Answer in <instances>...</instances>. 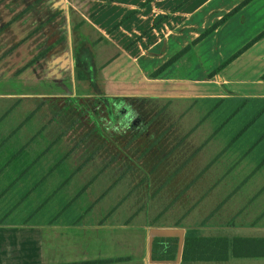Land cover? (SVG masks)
I'll return each mask as SVG.
<instances>
[{
    "label": "crops",
    "instance_id": "crops-1",
    "mask_svg": "<svg viewBox=\"0 0 264 264\" xmlns=\"http://www.w3.org/2000/svg\"><path fill=\"white\" fill-rule=\"evenodd\" d=\"M216 51L220 61L211 68L208 59ZM130 65L147 84L186 82L208 85L219 92L196 95L188 86L167 94L119 88L105 92L99 81L113 78ZM200 67L207 68L204 80L182 75ZM26 69L35 80L20 78ZM242 74L253 77H237ZM72 77L81 82L80 88L65 92L18 93L11 87L15 83L33 85L35 81L69 83ZM100 91L108 98L203 97L264 103V0H0V101L53 98V104L60 100L64 106L77 109L83 100L102 97ZM54 108L61 110L62 105ZM63 112L67 127L71 115ZM20 122L6 130L9 139L19 135ZM163 122L172 127L168 120ZM252 122L241 128L247 129ZM81 124L73 131L82 132ZM244 158L240 154L232 160L233 166L221 169L209 180L206 176L198 181L202 186L200 198L210 202L204 210L187 212L186 223L146 225L143 243L133 253L108 258L84 257L83 248L74 242L89 228L80 216L68 223L63 219L69 212H85L81 207L67 210L70 205L75 207L78 196L19 195L13 181L19 176V166H0V176L8 173L0 181V264L98 260H114L107 264H264V166H238ZM210 163H205L202 174L210 175ZM12 171H16L14 175ZM104 225L96 222L94 227ZM152 228H182L185 240L188 236L222 238L228 244L221 248L206 245L200 259L184 260L182 254L174 261L176 257L164 259L162 246L154 243L150 257L148 233ZM119 258L122 260L115 261Z\"/></svg>",
    "mask_w": 264,
    "mask_h": 264
},
{
    "label": "rangeland",
    "instance_id": "rangeland-1",
    "mask_svg": "<svg viewBox=\"0 0 264 264\" xmlns=\"http://www.w3.org/2000/svg\"><path fill=\"white\" fill-rule=\"evenodd\" d=\"M183 53L185 50L181 54ZM213 55L207 63H212L211 68L220 61L217 51ZM204 67L182 75H188L192 80H204L207 72ZM25 77L27 80L34 79L29 69L20 76ZM237 77L248 79L253 76L242 74ZM99 83L105 92L119 88L124 91L139 89L138 92L145 90L153 94H167L175 89L183 91L186 86L196 95L219 92L204 84L171 81L147 84L135 73L133 65L120 70L113 78L100 80ZM80 84L79 80L72 77L69 83L62 81L57 84L52 81L48 85L37 84L35 81L33 85L30 82L24 85L15 83L11 87L16 89L13 92L18 93L47 94L53 91L65 92L71 87L76 90ZM245 88L248 91L251 89ZM99 94L108 98L102 91ZM109 99L112 102L105 104L106 106L98 98L96 101L93 98L86 100L90 107L97 106L95 111L100 118L99 125L92 132L93 138H97L99 133L103 137L100 142L111 139V143L107 142L105 146L108 144L112 149L120 150L122 153L118 157L112 155V150L99 149L91 137H83L79 130H70L68 125L66 127L67 117L64 110L54 108L56 104L63 106L60 100L56 104L52 103L53 98L0 101V141L4 139L0 149V166H19V176L16 177L17 180L13 179L17 183L15 187L19 195L28 193L33 196H78L75 207L70 205L67 210H79L81 207L85 212L80 211L81 215L69 212L63 219L68 223L74 217L80 216L84 225L89 227L82 230L81 235L74 241L83 248L84 257L127 255L143 243L146 225L186 223L187 212H201L210 205L209 201L206 204L200 198L202 186L198 181L206 176L209 180L221 169L233 166L232 160L240 154L245 158L238 166H264V103L220 101L203 97L188 100L157 96L148 99ZM142 105L145 111L146 108L151 110L147 119L159 110L158 119L168 120L173 134L162 135V131L151 136L146 131L139 139L130 143L127 149L124 147L126 141L119 139L122 137L120 135L128 134L129 139L132 138L135 131L130 127L138 119L137 114ZM154 106H157V110ZM84 116L87 117V112ZM27 117L32 118L24 122ZM252 120L247 129L241 128ZM18 121H21L18 123V127L21 125L19 135L9 139L10 134L6 130ZM86 123L87 130L94 126V121L90 123V118ZM150 124L154 127V123ZM78 125L74 124L75 128ZM166 125L169 126V123ZM157 131L159 130L156 129ZM239 134L236 141H229ZM158 135L163 138H158ZM18 146H21L20 149ZM135 148L138 156L143 154L140 160L131 157ZM222 150L224 153L219 157ZM148 153L150 154L147 155ZM153 153L156 154V160L150 162L152 159L148 160V157L153 156ZM126 158H130L129 161ZM205 163H210V175L202 174ZM154 164L159 166H155L154 170L150 169ZM15 172L12 171L11 174L14 175ZM7 174L2 172L0 181H4ZM31 181L36 184L34 188L31 187ZM96 222L105 225L97 229L94 227ZM68 229L73 230L74 227Z\"/></svg>",
    "mask_w": 264,
    "mask_h": 264
},
{
    "label": "trees",
    "instance_id": "trees-1",
    "mask_svg": "<svg viewBox=\"0 0 264 264\" xmlns=\"http://www.w3.org/2000/svg\"><path fill=\"white\" fill-rule=\"evenodd\" d=\"M180 55V54H179ZM178 55V56H179ZM177 56V57H178ZM176 57V58H177ZM171 63V62H170ZM224 65H222L221 67L218 68L217 71H220L223 68ZM79 76L82 79H86V76H84L81 71H79ZM94 84V82H93ZM99 94V93H98ZM101 95V94H99ZM96 99H93V101H96ZM99 102H103L104 105L106 104H111L112 99L109 98H105V97H100L98 98ZM114 102V101H113ZM68 104H66L65 106L63 105L61 110H64L65 112H69L67 114H70V119H71V123L69 124V128L70 130L74 129V127L76 126V124L79 122H82L81 125H83L82 127V132L81 135L84 137H91V139H93L94 143L97 144L95 146H98L99 149H104V150H112V155L115 157H118V155H121V151L115 148H111L108 144L105 146V143L110 142L111 143V139H106L103 142H100V140L103 138L99 135V133L97 134V138L92 136V132H94V128L96 127V125H99V121L100 118L98 117V112L95 111L96 110V105L93 107H90V105L88 104L87 100H83L81 106H79L77 109L74 107H67ZM105 105V106H106ZM70 106V105H68ZM66 107V108H65ZM90 107V108H89ZM108 107V106H107ZM142 108L140 109V111H138V119L135 120L134 124H136V126H134V124H131L130 129L135 131V133H133L132 138L129 139V135L128 134H121L119 139H121L123 142L126 141V145L124 146L125 148H129V146L131 145L130 143L136 141L137 139H139V137H141L146 131H148V134H151V136H155L157 135L158 132H162L163 134H170V128L169 126L166 127V123H164L162 120V123L164 126H162L161 123H158V117L157 115H160V111L158 110L157 113L154 114V116H152L151 118L147 119L148 117V112L151 111L150 109L146 108L145 111V107L144 105L141 106ZM68 109L72 110V111H67ZM109 110V108H108ZM87 112V117L85 118L84 114ZM69 116V115H68ZM90 118V123H92L94 121V126L91 127L90 130H87L86 128V121ZM111 119L113 118L110 117ZM147 119V120H146ZM131 121V120H130ZM129 121V122H130ZM127 122V123H129ZM150 123H154V127L150 126ZM75 124V126H74ZM89 125V124H88ZM109 125V124H107ZM91 126V125H90ZM109 128L111 127L110 125L108 126ZM152 127V128H150ZM156 129H158L159 131L156 132ZM165 131V132H164ZM91 134V135H90ZM125 135V136H124ZM163 138V136H160ZM158 135V138H160ZM157 138V136H156ZM155 140L152 142L154 143ZM132 149V148H131ZM135 150L134 153H131V157H136V159L140 160L143 157V154L138 156V153L136 152V148L133 149ZM138 151V149H137ZM150 153H148L147 155H149ZM153 156L148 157V160H151L150 162H154L156 160V154L153 153ZM160 156V154H159ZM128 161L129 159L126 158ZM126 160V161H127ZM162 160V158L160 159ZM155 166H159V164H154L153 166H150V169L154 170ZM178 225V224H177ZM155 245H161L163 248V258L165 259H174L176 257V253H177V239L176 238H156L155 239ZM228 244V240L227 239H222V238H198V237H186L185 240V245H184V253H183V259L184 260H193V259H200L201 255L203 254V250L205 248L206 245H212L215 248H221L222 246H225ZM197 248V249H195ZM122 258L116 259L115 261H121ZM114 260H98V261H91V262H82V263H76V264H107V263H112Z\"/></svg>",
    "mask_w": 264,
    "mask_h": 264
},
{
    "label": "water",
    "instance_id": "water-1",
    "mask_svg": "<svg viewBox=\"0 0 264 264\" xmlns=\"http://www.w3.org/2000/svg\"><path fill=\"white\" fill-rule=\"evenodd\" d=\"M185 231L182 228H152L148 233V248L150 257H152L153 246L156 238H176L177 253L176 260H180L183 254ZM172 262V261H169Z\"/></svg>",
    "mask_w": 264,
    "mask_h": 264
}]
</instances>
